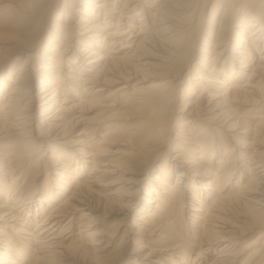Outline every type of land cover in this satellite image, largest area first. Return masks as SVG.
I'll list each match as a JSON object with an SVG mask.
<instances>
[{"label":"bare ground","instance_id":"1","mask_svg":"<svg viewBox=\"0 0 264 264\" xmlns=\"http://www.w3.org/2000/svg\"><path fill=\"white\" fill-rule=\"evenodd\" d=\"M0 264H264V0H0Z\"/></svg>","mask_w":264,"mask_h":264},{"label":"rangeland","instance_id":"2","mask_svg":"<svg viewBox=\"0 0 264 264\" xmlns=\"http://www.w3.org/2000/svg\"><path fill=\"white\" fill-rule=\"evenodd\" d=\"M39 91V89H36V91H34V93H37ZM41 113V112H40ZM39 113V114H40ZM78 132H76L75 134H77ZM131 219V218H130ZM117 219H115V216H113V217H109V218H107V220L106 221H110V222H113V221H116ZM245 238H247V237H245ZM127 242H128V244L126 245L127 247H129L130 246V244L132 243L131 241H129V239H127L126 240Z\"/></svg>","mask_w":264,"mask_h":264}]
</instances>
